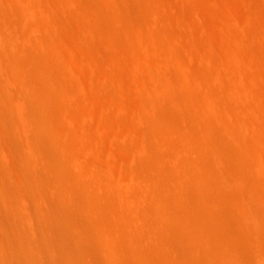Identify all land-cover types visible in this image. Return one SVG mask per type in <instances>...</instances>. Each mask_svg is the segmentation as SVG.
<instances>
[{"label":"bare ground","instance_id":"bare-ground-1","mask_svg":"<svg viewBox=\"0 0 264 264\" xmlns=\"http://www.w3.org/2000/svg\"><path fill=\"white\" fill-rule=\"evenodd\" d=\"M0 264H264V0H0Z\"/></svg>","mask_w":264,"mask_h":264}]
</instances>
